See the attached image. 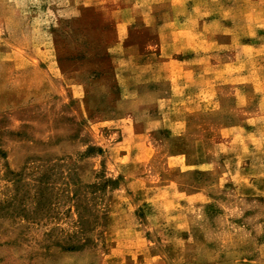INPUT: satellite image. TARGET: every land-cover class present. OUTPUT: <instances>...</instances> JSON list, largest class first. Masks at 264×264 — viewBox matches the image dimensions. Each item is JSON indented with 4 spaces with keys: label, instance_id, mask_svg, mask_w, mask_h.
<instances>
[{
    "label": "rangeland",
    "instance_id": "obj_1",
    "mask_svg": "<svg viewBox=\"0 0 264 264\" xmlns=\"http://www.w3.org/2000/svg\"><path fill=\"white\" fill-rule=\"evenodd\" d=\"M263 15L0 0V264H264Z\"/></svg>",
    "mask_w": 264,
    "mask_h": 264
},
{
    "label": "crops",
    "instance_id": "obj_2",
    "mask_svg": "<svg viewBox=\"0 0 264 264\" xmlns=\"http://www.w3.org/2000/svg\"><path fill=\"white\" fill-rule=\"evenodd\" d=\"M263 16H264V15H263ZM180 63L183 64V65H186V64H187V61H186V60H185V61H182V62L180 61ZM186 73H187V72H186ZM187 75L190 76V74H187Z\"/></svg>",
    "mask_w": 264,
    "mask_h": 264
}]
</instances>
